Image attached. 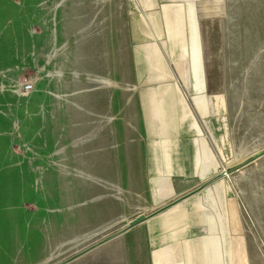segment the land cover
<instances>
[{
	"label": "rangeland",
	"instance_id": "1",
	"mask_svg": "<svg viewBox=\"0 0 264 264\" xmlns=\"http://www.w3.org/2000/svg\"><path fill=\"white\" fill-rule=\"evenodd\" d=\"M178 91L218 114L221 168L264 151V0H0V241L19 264H150L172 206L150 210L132 157L176 131ZM228 176L208 204L231 226L188 231L193 264L212 241L220 264H264V155Z\"/></svg>",
	"mask_w": 264,
	"mask_h": 264
},
{
	"label": "crops",
	"instance_id": "2",
	"mask_svg": "<svg viewBox=\"0 0 264 264\" xmlns=\"http://www.w3.org/2000/svg\"><path fill=\"white\" fill-rule=\"evenodd\" d=\"M178 99L181 123L176 131L171 133L169 130L166 132L165 129H161L159 134L155 133L156 130L154 132H151L152 129L144 130L145 137L154 135L158 139L151 143L140 144L138 147L141 156L132 157L133 175L137 173L134 169L142 170L141 174H144L142 185L150 186L144 191L152 193L150 210L161 211L172 206L162 213L165 214L163 217L167 221L166 230H162L160 223L150 230L151 233L157 231L164 234L159 240L154 239L150 242L152 249L150 264H193V260L200 261L202 260L200 248L192 243L188 231L231 226V221H223L211 216L212 212H217V201L212 204L211 200L208 204L209 197L212 198L221 191L222 184L228 182L230 175L217 177L225 169L221 168L222 163H225L223 159L225 154L222 146L219 145L216 129L218 121L215 117L218 114L210 112L207 116H201L195 107V110L191 111L180 91H178ZM7 139L8 133L1 132L0 141ZM135 150L132 147V155L135 154ZM3 169H6V166L1 164L0 171ZM173 214L179 215L178 217L184 220L185 216L189 219L194 214L200 216L202 220L189 221L186 227L184 224L179 227L182 223L174 221ZM175 227H178L176 230L180 229L178 241L174 239L177 233L171 232L166 235ZM192 244L196 247L194 251ZM209 244L213 247L214 256L209 263L220 264L216 250L217 242H208V246ZM0 264H19L16 251L11 252L6 249L1 241Z\"/></svg>",
	"mask_w": 264,
	"mask_h": 264
},
{
	"label": "water",
	"instance_id": "3",
	"mask_svg": "<svg viewBox=\"0 0 264 264\" xmlns=\"http://www.w3.org/2000/svg\"><path fill=\"white\" fill-rule=\"evenodd\" d=\"M263 155H264V151H263L262 153H257V154H255V155H253V156L250 158V160H248L245 164H243V165L241 164V166L239 165L238 167H237V166H236V167L234 166V167H232L231 169H232V171H236V170L242 168L243 166L247 165L248 163H251V162H253V161H255V160L260 159ZM231 169L221 171V172L217 175V177H223V176H225V175H227V174H230V173H231ZM143 219H144L143 216H140V217L138 216V218H137L135 221L129 223L127 227H128V228H131V227L137 225V224H138L139 222H141Z\"/></svg>",
	"mask_w": 264,
	"mask_h": 264
},
{
	"label": "bare ground",
	"instance_id": "4",
	"mask_svg": "<svg viewBox=\"0 0 264 264\" xmlns=\"http://www.w3.org/2000/svg\"><path fill=\"white\" fill-rule=\"evenodd\" d=\"M153 20V19H152ZM153 24L155 25V23H154V21H153ZM155 28H156V26H155ZM159 29L158 28H156V32L158 33L159 31H158ZM158 35H159V33H158ZM160 36V35H159ZM140 217V216H139ZM157 219H160L159 220V223L160 224H162V230H166V228H167V226H166V224H165V221H166V219L163 217V216H157L156 217ZM167 222V221H166ZM170 229V228H169ZM166 232V231H165ZM170 233V232H169ZM168 233V234H169Z\"/></svg>",
	"mask_w": 264,
	"mask_h": 264
}]
</instances>
